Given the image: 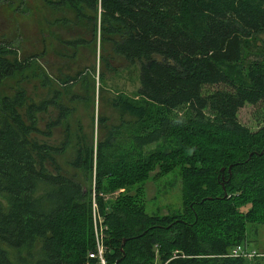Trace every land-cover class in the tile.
<instances>
[{
    "label": "trees",
    "instance_id": "1",
    "mask_svg": "<svg viewBox=\"0 0 264 264\" xmlns=\"http://www.w3.org/2000/svg\"><path fill=\"white\" fill-rule=\"evenodd\" d=\"M46 2L61 13L57 24L85 23L84 35L63 40L69 57L95 49L99 37L137 70L136 87L113 89L119 121L99 116L95 145L82 128L69 130V165L82 181L57 162L67 139L48 140L71 113L59 93L30 102L27 122L15 114L19 99L4 100L0 264H96L94 205L106 225L107 264H264V256L227 255L264 226V125L252 130L238 120L245 104L264 102V0ZM8 61L0 52L2 77L11 75ZM78 76L61 82L74 86ZM36 113L46 114L43 128ZM173 172L181 211L148 214L138 184Z\"/></svg>",
    "mask_w": 264,
    "mask_h": 264
},
{
    "label": "rangeland",
    "instance_id": "2",
    "mask_svg": "<svg viewBox=\"0 0 264 264\" xmlns=\"http://www.w3.org/2000/svg\"><path fill=\"white\" fill-rule=\"evenodd\" d=\"M60 15L61 13L55 12L46 0H0V39L11 47H16L19 56H27L30 58L27 60L30 65L33 64L34 69L36 66L38 68L37 80L27 84L14 76L4 81L0 94H12L17 87H22L27 92L28 99L32 100L42 99L54 90L59 93L60 100L71 113L65 122L52 130L48 140L59 143L67 139L66 151L57 157V162L68 174L77 172V178L82 181L83 174L69 165V161L76 154L74 146L69 144L71 133L80 127L87 136V142H93L95 145L102 133L98 128L97 118L103 116L108 125L117 124L119 121V112L112 105L115 94L113 89L131 93L136 87L137 70L115 55L110 45L102 46L99 37L95 49L78 48L75 56L69 57L71 50L64 47L63 40L84 35L87 28L85 23H80L69 30L55 22ZM65 15L72 18V14L67 11ZM250 48L253 51L250 56L252 58L254 51L260 48L259 40L257 39L256 46L251 43ZM244 52L247 50L244 49ZM32 55L38 59L32 60ZM101 55L104 56L103 60ZM78 73L80 78L74 86L69 83L62 84L61 81L73 80ZM100 74L102 81L98 78ZM43 77L48 81V86L42 85ZM101 85H107V91L100 92ZM220 87L212 86L210 89ZM30 102L31 100L26 103ZM50 115H57L53 108L50 109ZM38 119L40 120L37 127L43 128L46 114L39 115ZM238 120L252 130L264 125V102L256 105L245 104L238 110ZM69 130L72 131L70 134ZM39 138L44 137L39 135ZM138 186H141L142 191L138 199L148 214L163 215L181 211V180L178 173L173 172L158 178L151 174L145 183ZM254 239L256 241H253ZM246 247L255 251L254 257L259 258L264 251V226H259L258 232L251 234Z\"/></svg>",
    "mask_w": 264,
    "mask_h": 264
},
{
    "label": "flooded vegetation",
    "instance_id": "3",
    "mask_svg": "<svg viewBox=\"0 0 264 264\" xmlns=\"http://www.w3.org/2000/svg\"><path fill=\"white\" fill-rule=\"evenodd\" d=\"M3 43V44H2ZM0 52L4 53V58L8 59L9 63L13 66L11 75L9 76H0V92H2V84L4 81H6L9 78H13L14 76L17 77L21 82H28L34 81L38 79L37 73H38V68L34 69V65L31 64L27 61L30 58L27 56L21 57L19 56V51L16 47H11L9 46L8 48L4 47V41L0 39ZM38 59L37 56L32 55L31 59ZM16 69V70H15ZM38 82V81H37ZM19 99L20 104L19 106L15 107V114L19 117L21 122H27L28 117L25 115L26 108L28 107L29 103L27 104L26 102H29L31 100L32 105H37L38 100H32L28 99L29 96L27 92L22 87H17L15 91H13L12 94L9 95H1L0 94V128L1 126L5 125L7 121L9 120V115L7 114L6 109L4 108V100H13V99ZM37 119H35L36 125H38V113H36ZM35 117V113L33 112V120ZM32 136L37 137V132H32Z\"/></svg>",
    "mask_w": 264,
    "mask_h": 264
},
{
    "label": "built area",
    "instance_id": "4",
    "mask_svg": "<svg viewBox=\"0 0 264 264\" xmlns=\"http://www.w3.org/2000/svg\"><path fill=\"white\" fill-rule=\"evenodd\" d=\"M95 205L93 206V222H94V246L95 249L89 252V258L95 259L96 264H107V258L105 256V245L103 240L105 239V229L106 225L103 221V218L96 213ZM255 251L250 250L246 247V244H241L233 247L230 251L229 256L232 257H241L245 259H254ZM264 256L262 253L259 257Z\"/></svg>",
    "mask_w": 264,
    "mask_h": 264
}]
</instances>
